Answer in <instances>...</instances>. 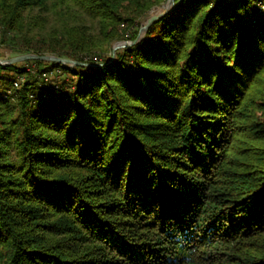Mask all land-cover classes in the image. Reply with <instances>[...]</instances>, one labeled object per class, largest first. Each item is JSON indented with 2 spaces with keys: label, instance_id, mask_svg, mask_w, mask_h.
<instances>
[{
  "label": "trees",
  "instance_id": "trees-1",
  "mask_svg": "<svg viewBox=\"0 0 264 264\" xmlns=\"http://www.w3.org/2000/svg\"><path fill=\"white\" fill-rule=\"evenodd\" d=\"M165 1L0 0L97 63L0 64V264H264V0Z\"/></svg>",
  "mask_w": 264,
  "mask_h": 264
},
{
  "label": "water",
  "instance_id": "water-1",
  "mask_svg": "<svg viewBox=\"0 0 264 264\" xmlns=\"http://www.w3.org/2000/svg\"><path fill=\"white\" fill-rule=\"evenodd\" d=\"M155 20V19H153ZM151 23V21H150ZM149 23V24H150ZM149 24H147L145 26V29H147L149 27ZM140 37V35H139ZM139 38L135 39L134 43L136 41H138ZM133 44V43H131ZM124 45H130L129 42L125 41ZM119 45H115L114 48H113V52H114V55L112 57V60L114 59L115 57V54H116V49ZM35 59H41V60H45V61H54V62H58L59 64H69V65H78V64H87V65H96L97 63H92V64H89V63H85L83 61H76L74 59H71L69 57H66V56H59V55H56V54H52V53H49V54H37V53H23V54H20V55H17V56H13V57H10V58H6V59H3V58H0V64H3V65H6V64H10V63H18L20 61H23V60H35Z\"/></svg>",
  "mask_w": 264,
  "mask_h": 264
},
{
  "label": "rangeland",
  "instance_id": "rangeland-1",
  "mask_svg": "<svg viewBox=\"0 0 264 264\" xmlns=\"http://www.w3.org/2000/svg\"><path fill=\"white\" fill-rule=\"evenodd\" d=\"M175 3V0H166L164 3H163V6L159 7L157 10H154L152 12H149L143 19L141 22L145 23L146 25L150 23V21H152L153 19H155L156 15H159L163 9L167 10V9H170V8H173V5ZM263 10V8H262ZM123 26H126L125 23L122 24ZM145 25V26H146ZM145 26L141 29V32H140V36H142L145 32ZM125 41L129 42L130 44L131 43H134L133 40H130V39H120L119 41H117L114 45H113V48L115 45H119L117 47V49L121 48V46H124V43ZM116 49V50H117ZM25 52H21L17 49H14V48H8L3 45H0V58H3V59H6V58H10V57H13V56H17V55H20V54H23Z\"/></svg>",
  "mask_w": 264,
  "mask_h": 264
},
{
  "label": "built area",
  "instance_id": "built-area-1",
  "mask_svg": "<svg viewBox=\"0 0 264 264\" xmlns=\"http://www.w3.org/2000/svg\"><path fill=\"white\" fill-rule=\"evenodd\" d=\"M87 59H91V57L88 56ZM94 59L98 60L99 56L94 55ZM27 69H29V71L35 72V69H33V65H28ZM51 74H56V72L54 70L45 71V72L42 73V77H44L45 80H48ZM24 80H25V76L21 74V75L17 76V78L14 80V82H13V84L11 86H9L7 88H3L0 85L1 95H3V96L12 95L16 88H20L21 87V85H22L21 83Z\"/></svg>",
  "mask_w": 264,
  "mask_h": 264
}]
</instances>
